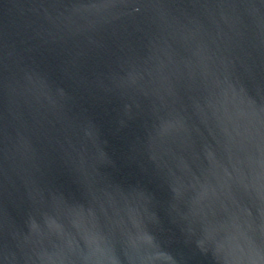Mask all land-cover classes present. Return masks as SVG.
<instances>
[{"label":"water","instance_id":"95a60500","mask_svg":"<svg viewBox=\"0 0 264 264\" xmlns=\"http://www.w3.org/2000/svg\"><path fill=\"white\" fill-rule=\"evenodd\" d=\"M0 264H264V0H0Z\"/></svg>","mask_w":264,"mask_h":264}]
</instances>
